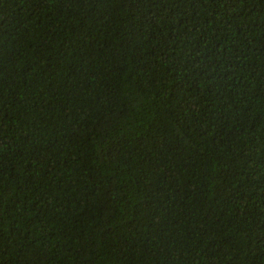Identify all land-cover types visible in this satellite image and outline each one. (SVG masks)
<instances>
[{"label": "trees", "instance_id": "trees-1", "mask_svg": "<svg viewBox=\"0 0 264 264\" xmlns=\"http://www.w3.org/2000/svg\"><path fill=\"white\" fill-rule=\"evenodd\" d=\"M0 264H264V0H0Z\"/></svg>", "mask_w": 264, "mask_h": 264}]
</instances>
